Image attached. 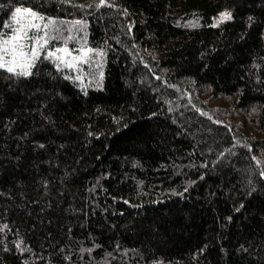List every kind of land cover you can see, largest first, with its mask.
I'll list each match as a JSON object with an SVG mask.
<instances>
[{
  "label": "trees",
  "instance_id": "1",
  "mask_svg": "<svg viewBox=\"0 0 264 264\" xmlns=\"http://www.w3.org/2000/svg\"><path fill=\"white\" fill-rule=\"evenodd\" d=\"M16 7L54 23L0 69V264H264V0Z\"/></svg>",
  "mask_w": 264,
  "mask_h": 264
},
{
  "label": "snow or ice",
  "instance_id": "2",
  "mask_svg": "<svg viewBox=\"0 0 264 264\" xmlns=\"http://www.w3.org/2000/svg\"><path fill=\"white\" fill-rule=\"evenodd\" d=\"M103 2V0H102ZM229 14H222L221 20L217 23L229 19ZM44 17L38 16L36 12L27 7H16L12 14V21L18 27L12 29V36L9 39H3L0 42V69H5L8 73L16 76L28 77L32 75L31 69L35 66L36 60L40 58L41 51L49 43L52 38L47 33L50 25L54 22L45 23L43 26L36 23L37 20H43ZM79 24V21H77ZM10 24H5L4 27H10ZM45 31V36L37 38L35 33ZM33 34L30 35L29 33ZM29 41L34 44L29 48ZM91 49L83 52V56L72 57L71 61L65 60V55H71L66 48H57L55 52H48L46 58H54L60 64L72 68L76 61L84 60L88 57ZM65 55H58L57 53Z\"/></svg>",
  "mask_w": 264,
  "mask_h": 264
},
{
  "label": "rangeland",
  "instance_id": "3",
  "mask_svg": "<svg viewBox=\"0 0 264 264\" xmlns=\"http://www.w3.org/2000/svg\"><path fill=\"white\" fill-rule=\"evenodd\" d=\"M222 14H229L230 15V18L229 19H225V20H223V21H221V22H219V23H217V21H220L221 20V16H222ZM38 15V14H37ZM39 16V15H38ZM231 19V13L230 12H223V13H220L219 15H217V16H215L214 18H213V20H212V25L213 26H218V25H220L221 23H223V22H225V21H228V20H230ZM36 23H40V24H42L43 22H44V20H37V21H35ZM13 27L14 28H16V27H18V25H16L14 22H13ZM12 36V35H11ZM10 36V37H11ZM10 37H8V38H3V39H9ZM3 39H0V42H2V40ZM33 45H32V42L31 41H29V48L30 47H32ZM60 48H66L67 50H68V52L69 53H71V55L69 56V55H65L64 53H57L58 55H65V60L66 61H71L72 60V57H76V56H83V52L84 51H86V50H88V49H85V48H81L78 52H76L75 50H73V49H71L69 46H67V45H64V46H62V47H60ZM45 49V48H44ZM44 49L41 51V53L44 51ZM56 50H52V51H48V52H55ZM41 53H40V55H41ZM85 60V59H84ZM84 60H80V61H76L75 62V66L74 67H72V69L73 70H75V71H77L78 70V68L80 67V65H81V63L82 62H84ZM69 68V67H68Z\"/></svg>",
  "mask_w": 264,
  "mask_h": 264
}]
</instances>
